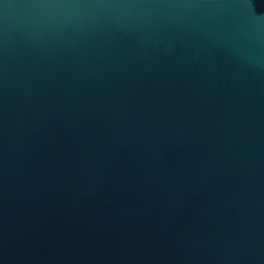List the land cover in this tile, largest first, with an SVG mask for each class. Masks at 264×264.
I'll use <instances>...</instances> for the list:
<instances>
[{
    "label": "water",
    "instance_id": "1",
    "mask_svg": "<svg viewBox=\"0 0 264 264\" xmlns=\"http://www.w3.org/2000/svg\"><path fill=\"white\" fill-rule=\"evenodd\" d=\"M0 264H264V0H0Z\"/></svg>",
    "mask_w": 264,
    "mask_h": 264
}]
</instances>
